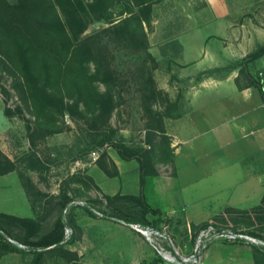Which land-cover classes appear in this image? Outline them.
I'll return each instance as SVG.
<instances>
[{
  "label": "rangeland",
  "instance_id": "obj_1",
  "mask_svg": "<svg viewBox=\"0 0 264 264\" xmlns=\"http://www.w3.org/2000/svg\"><path fill=\"white\" fill-rule=\"evenodd\" d=\"M156 8L154 16L164 22L142 25L144 38L138 31L132 36L120 30L101 33L110 24L89 14L85 18V29L79 37L99 34L100 42L108 49L107 62L115 77L108 86L111 106L102 115H91L81 112V107L70 106L62 115L45 123L18 98L11 85L12 78L0 71V151L12 164L10 171L0 174V213L34 219L39 224L36 235L40 236L63 213L60 202L65 195L70 201L105 212L114 207L141 220L158 218V225L166 230L178 253L183 255L191 250L194 234L203 223L247 230L228 215L214 218L225 207L199 223H184V220L196 218L218 204L221 193L207 195L225 177L221 172L220 178L217 165L227 160V155L234 160L240 152L252 147L246 144L248 147L241 148L229 127L223 129L240 105L232 91L233 84L237 88L245 87L253 80L264 91V54L253 61L243 60L257 44L252 40L251 25L264 26V0H163ZM119 9L116 5L111 11L115 13ZM191 16L196 17L198 25L199 19L207 18L199 31L207 35L212 45L209 44L208 55L197 65L201 71L184 73L183 68L188 64H177L170 58L177 55L176 46L169 45L166 51L163 46L157 47V38L171 36L173 31L181 32L176 24ZM213 38L223 42V47L219 41L211 42ZM213 58L218 60L214 67L210 66L214 64ZM210 79L231 81L217 84ZM97 86L100 91L105 88L99 82ZM193 86L190 95L191 103L195 104L193 111L182 113L186 105L184 93ZM4 108L12 111L19 108L20 114L5 116ZM181 113L180 118L169 121ZM167 139L172 155L175 148L180 149L175 159L172 156L171 161H166L160 150L151 158V149ZM113 142H121L146 157L155 175L141 179L138 162L120 159L111 145ZM253 157L258 159L252 156L247 162H252ZM30 158L39 162L36 168L30 166L34 163ZM111 195L142 196L156 211H144L140 203L123 198H113L108 203L106 196ZM70 216L71 232L64 247L75 251L77 256L83 252L81 258H76L78 262L98 261V253L111 236L106 221H93L81 206L74 207ZM248 229L264 236V223L254 220ZM8 230L16 237L22 236L16 227ZM87 237L96 249L89 246ZM151 251L152 264H165ZM29 258L27 251L0 252V264H27ZM235 261L253 264L247 253H240ZM102 263L110 264V261L99 260ZM44 264L72 263L52 253L45 255Z\"/></svg>",
  "mask_w": 264,
  "mask_h": 264
},
{
  "label": "trees",
  "instance_id": "obj_2",
  "mask_svg": "<svg viewBox=\"0 0 264 264\" xmlns=\"http://www.w3.org/2000/svg\"><path fill=\"white\" fill-rule=\"evenodd\" d=\"M157 1L159 0H0V71L12 78L11 85L18 98L31 108L37 119L45 123L62 115L70 106L76 109L81 107V112L91 115H102L111 106L112 97L108 86L115 77L107 62L108 49L100 42L99 34L79 37L85 29V18L89 14L110 24L101 33L120 30L132 36L134 31H138L144 38L142 25L149 24L151 5ZM116 5L120 9L114 13L111 9ZM263 54L264 43H257L243 60L253 61ZM98 82L105 87L104 90L98 89ZM245 87H254L264 106V91L260 83L252 80ZM245 87L238 86L240 89ZM68 100H71V104H68ZM3 113L5 116H12L20 114V109L12 111L4 108ZM169 143L167 139L154 146L151 158L156 157V152L160 150L165 160L171 161L172 149ZM111 145L120 159H135L138 162L141 179L155 175L152 164L137 150L128 148L121 142H113ZM29 160L34 162L30 166L36 168L39 165L38 161L31 158ZM11 169L10 160L0 151V174ZM113 198L135 201L142 205L144 211H156L142 196H106L108 203ZM69 202L70 199L64 195L60 207L65 212L59 214L52 227L40 236L36 235L39 224L34 219L0 213V252L27 251L30 254L27 264H44L45 255L52 253L65 257L72 264H87L76 261L78 256L75 251L64 247L63 228L69 226L72 219L70 212L76 206L84 207L87 214L94 218L113 219L126 225L139 223L159 227L158 218L145 221L114 207L105 212L86 203L80 205ZM223 215H228L236 225L245 226L247 234L264 239L255 230L248 229L253 226L254 220L256 223H264V196L257 205L249 209L225 207L214 218L222 219ZM9 227L18 228L22 236L19 238L11 234ZM209 243L210 241L203 245L201 250ZM246 244L251 247L253 264H263L264 247Z\"/></svg>",
  "mask_w": 264,
  "mask_h": 264
},
{
  "label": "crops",
  "instance_id": "obj_3",
  "mask_svg": "<svg viewBox=\"0 0 264 264\" xmlns=\"http://www.w3.org/2000/svg\"><path fill=\"white\" fill-rule=\"evenodd\" d=\"M162 1L163 0H159L151 5L152 19L150 20V24L152 25L164 22V20L160 22L154 16V12H156L158 9L156 8V5ZM194 18L191 16L188 17L186 21H179L176 24V28L179 25V28L177 29H182L181 32H174L172 30L173 33L171 36L157 38V47L163 46L166 48V51H168L167 47L169 45L176 46L177 55L173 54L170 58L171 61L175 63L178 62L177 64H188L183 68L184 73H190L193 70L194 73L201 71L200 69L202 68H199L197 65L202 61L204 56L208 55L209 44L212 45L210 41L206 39L207 35H203L199 31V29H201L203 26L202 24L207 21V18L205 17L204 21L203 19H199L200 25H198L196 17ZM251 30L253 31V42L262 43L264 39L262 40L259 37L264 38V36H261V32L264 31V26L261 27L260 25H251ZM212 34L218 35L217 33ZM193 36L195 37V41ZM214 41H219L221 47H223V42L216 38H213L211 42ZM166 53L168 54V52ZM210 59H212L211 56ZM222 59L223 57L221 56V60ZM213 60L214 64L210 66H217L218 60L215 58H213ZM228 80L230 79H210V81H215L217 84L222 81L228 82ZM232 88L233 93L236 95L237 102H239L240 105L238 106L235 114L232 117L229 116V118L231 117L229 120L232 121L226 123L223 131H225L228 126L232 136L234 139H236V142L241 143V148H243V146H247L246 144H252V147H250L251 149H245L246 151L243 153L240 152L238 156H235L236 158L234 160H231L230 156L227 155V160L222 161L223 163L221 165H217L220 178H222L221 172H223L225 177L223 178L222 183L218 185V188L213 193L211 192L207 195L211 196L213 194L221 193L219 195V202L217 200L218 204L212 208L209 207V211L201 213L196 218H185L184 223H199L200 221H203L204 218L221 211V209L224 207L249 209L252 206L257 205L260 199L264 196V165L260 168L256 166L258 164H264L263 102L254 87L240 89L233 84ZM192 90H194V86L184 93L186 105L182 113L187 114V112L191 113L193 111L195 104L191 103L192 96L190 95L192 94ZM182 113L175 118L169 119V121H175L176 119L180 118L183 115ZM170 135L174 137L176 141H178L174 134ZM179 153L180 149L178 147L175 148L172 155L173 159H175ZM232 154L233 153H230V155ZM252 156H256L258 159L253 157L252 162H247L248 158ZM88 217L96 222L105 220L106 222L104 224L108 229V235L111 236L108 238V241H106V244L103 246V248H100L101 252L100 254L98 253V261L90 260L85 263L99 264V260L101 262L106 260L110 261V264H152L153 253L150 247L144 241V239L138 233L132 231L128 225L113 219H101L91 216ZM87 239L89 246H91L93 249H96L97 247L94 245L91 239H89V237H87ZM242 243H224L215 239L211 240L208 246L200 253L198 264H237L235 260L240 253H247L250 259H252V250L250 245ZM78 256L81 258L83 256V252H80ZM113 257L114 259L112 260ZM154 264L158 263L155 262Z\"/></svg>",
  "mask_w": 264,
  "mask_h": 264
},
{
  "label": "built area",
  "instance_id": "obj_4",
  "mask_svg": "<svg viewBox=\"0 0 264 264\" xmlns=\"http://www.w3.org/2000/svg\"><path fill=\"white\" fill-rule=\"evenodd\" d=\"M69 204L80 203L77 201H70ZM64 212L65 209H63V213ZM128 227L132 231L138 233L165 264H198L199 255L202 251L201 249L203 248V245L214 239L228 242L250 243L264 247L263 241L247 234L242 228H218L212 223H206L196 230L191 250L188 254L183 255L178 253L163 227L159 226L155 228L152 226H143L139 223L128 224ZM70 232L71 231L68 226L63 228L64 240L69 236ZM6 239L9 242H13L10 238ZM18 245L22 246L21 244ZM171 249L173 250L171 251Z\"/></svg>",
  "mask_w": 264,
  "mask_h": 264
},
{
  "label": "water",
  "instance_id": "obj_5",
  "mask_svg": "<svg viewBox=\"0 0 264 264\" xmlns=\"http://www.w3.org/2000/svg\"><path fill=\"white\" fill-rule=\"evenodd\" d=\"M50 247H52V246H50ZM50 247H48V248H50Z\"/></svg>",
  "mask_w": 264,
  "mask_h": 264
}]
</instances>
